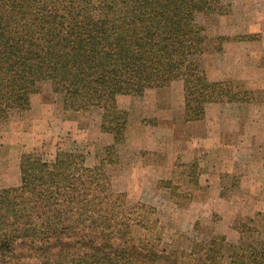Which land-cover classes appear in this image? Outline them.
Segmentation results:
<instances>
[{
  "label": "trees",
  "instance_id": "16d2710c",
  "mask_svg": "<svg viewBox=\"0 0 264 264\" xmlns=\"http://www.w3.org/2000/svg\"><path fill=\"white\" fill-rule=\"evenodd\" d=\"M226 7L224 0H0V128L28 113L44 85L67 109L101 108L112 150L128 126L122 94L181 80L183 121L204 119L209 103L253 102L254 91L211 79L205 63L231 39L210 29ZM106 158L90 165L76 150L53 160L24 152L20 184L0 188V264H264V247L228 248L223 234L188 249L164 246L156 207L116 189Z\"/></svg>",
  "mask_w": 264,
  "mask_h": 264
},
{
  "label": "rangeland",
  "instance_id": "374dc122",
  "mask_svg": "<svg viewBox=\"0 0 264 264\" xmlns=\"http://www.w3.org/2000/svg\"><path fill=\"white\" fill-rule=\"evenodd\" d=\"M224 2L226 10L213 17L210 29L213 35L231 39L225 41L222 51L206 54L205 63L211 79L232 80L237 87L254 91L253 102H213L221 109L210 107L207 119L185 125L181 80L163 87H149L142 96L122 94L119 107L128 111V126L124 140L112 150V144L105 143L100 134L105 131L101 129V108L67 109L61 96L44 85L33 95L28 113L17 115L0 128V188L20 184V159L24 152H38L53 160L59 150L81 151L90 165L107 157L105 165L114 187L126 192L132 202L156 207L161 240L167 248L188 249L194 240L214 234L225 235L228 248L244 241L264 247V180L260 191L256 188L257 192L250 194L249 187L243 185V173H236L237 169L224 170L220 173L225 175L219 177L222 182L217 180L220 186L214 184L211 188L205 181L209 169L204 168L207 170H202L201 177L200 162L207 164L210 159L212 164L215 161L220 164V161L204 153L198 158L190 157L187 162L180 156L171 169L172 160L167 155L173 147L179 150L182 136L192 137L215 128L216 134L221 129L233 130V138L239 140L243 152L256 146L257 160L258 147L264 149V0ZM249 34L255 37L240 38ZM156 107L164 109L161 116L152 115ZM139 132L156 133L165 144L155 151L138 149L128 139L133 140ZM170 137H174V144ZM247 162L243 155L231 163L240 168ZM145 163L148 166L143 167ZM25 264L37 263L25 261Z\"/></svg>",
  "mask_w": 264,
  "mask_h": 264
},
{
  "label": "crops",
  "instance_id": "0c3cea01",
  "mask_svg": "<svg viewBox=\"0 0 264 264\" xmlns=\"http://www.w3.org/2000/svg\"><path fill=\"white\" fill-rule=\"evenodd\" d=\"M121 96V95H120ZM119 96V97H120ZM118 103H119V98H118ZM210 105L212 106H207L206 109V117L204 119H207L208 114H209V108L210 107H216V109L218 108V110H220V106L218 103H211ZM220 108V109H219ZM214 109V108H213ZM164 109H160L158 107H156L155 109L152 110V115L154 116H161L163 114ZM195 120V121H187L185 125H193V124H198L201 123L202 120ZM102 129V128H101ZM218 129V128H215ZM215 129H212L211 131H208V133H200L198 135H194L192 137L187 136H182V138H180V142H182V144H180V148L179 150H175V148L173 147L172 150H170L169 154H167L170 158V164H172L171 169L174 168L176 160L178 158H180V156L183 158L182 161L187 162L190 161L192 158H198L200 155H202L204 153V155L210 157H214L212 159H216L218 161H220L221 163L219 164L217 161H215V164H212L211 160L209 159V161L207 162V164H203L200 162V175L201 177H203L202 174V170H207L204 169L206 167H208L209 169V173H207L208 175L205 177V181L206 183H209L210 187L212 188V186H220L219 184H217V180H219L220 182H222V179L219 178L221 175H225L220 173L221 171L224 172V170L226 171H233V169H237L238 172L236 173H243L241 175V179L243 181V185H246V187H249L248 192L253 193V192H257L256 188L259 189L260 191V187L261 184L263 183L264 180V149L263 146L262 147H258V160L256 159V151H257V147H253V150H249V151H241V149H239V140L238 142L236 141V139L233 138V130L231 129H225V130H220L217 134ZM147 132V131H146ZM234 133H238L237 131ZM101 136L102 138H104V142L108 143V144H113L114 143V135L109 133V132H105V131H101ZM175 136V135H174ZM237 136V135H236ZM180 137V136H179ZM171 142L174 144V137H170ZM128 141H130V143H133L135 147H138V149H145L148 151H155L160 149L159 147H162L163 141L160 140V138L153 133H143V132H139L133 140L128 139ZM185 143V144H184ZM170 144V143H168ZM207 144L210 145L209 147H207ZM139 145V146H137ZM216 146L214 149L215 151H213V147ZM211 148V149H210ZM219 149V150H218ZM224 149V150H223ZM225 149H228L227 151ZM260 149V151H259ZM217 150V151H216ZM207 151H210L211 154H206ZM225 153L228 154V156H225ZM243 155H245L248 159L247 164H244L243 166H241L240 168H238L236 165H232L231 162H235V159L237 158H241ZM191 157V159H190ZM228 157V160H227ZM188 158V159H187ZM200 160L202 158H199ZM220 159V160H219ZM246 158H244L245 160ZM222 160V161H221ZM148 162V161H146ZM240 165H242V163H239ZM143 167L148 166L147 163H145L144 165H142ZM149 167H151V165H149ZM202 168V169H201ZM166 169H169V166H167ZM166 175L168 176L169 173ZM209 177V182H207V178ZM214 177H216L214 180H212ZM200 182H203V178L201 180L200 178ZM219 182V183H220ZM220 189V188H217ZM221 191V190H219Z\"/></svg>",
  "mask_w": 264,
  "mask_h": 264
}]
</instances>
